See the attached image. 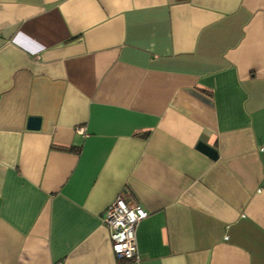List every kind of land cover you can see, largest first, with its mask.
<instances>
[{"label": "crops", "instance_id": "crops-1", "mask_svg": "<svg viewBox=\"0 0 264 264\" xmlns=\"http://www.w3.org/2000/svg\"><path fill=\"white\" fill-rule=\"evenodd\" d=\"M0 264H264V0H0Z\"/></svg>", "mask_w": 264, "mask_h": 264}, {"label": "built area", "instance_id": "built-area-1", "mask_svg": "<svg viewBox=\"0 0 264 264\" xmlns=\"http://www.w3.org/2000/svg\"><path fill=\"white\" fill-rule=\"evenodd\" d=\"M149 211L131 194L120 192L105 208L103 221L117 257L139 262L137 225Z\"/></svg>", "mask_w": 264, "mask_h": 264}, {"label": "water", "instance_id": "water-1", "mask_svg": "<svg viewBox=\"0 0 264 264\" xmlns=\"http://www.w3.org/2000/svg\"><path fill=\"white\" fill-rule=\"evenodd\" d=\"M28 126L30 128L38 129L40 126V117H37V116L30 117ZM196 147H197V149H199L200 151L207 154L208 156H210L213 159H216L218 157L217 149L214 146L206 143L203 140L198 141Z\"/></svg>", "mask_w": 264, "mask_h": 264}, {"label": "trees", "instance_id": "trees-1", "mask_svg": "<svg viewBox=\"0 0 264 264\" xmlns=\"http://www.w3.org/2000/svg\"><path fill=\"white\" fill-rule=\"evenodd\" d=\"M144 136H147V135H144Z\"/></svg>", "mask_w": 264, "mask_h": 264}]
</instances>
